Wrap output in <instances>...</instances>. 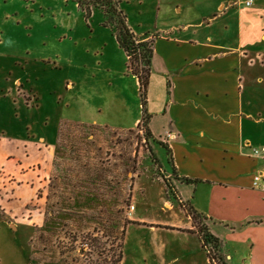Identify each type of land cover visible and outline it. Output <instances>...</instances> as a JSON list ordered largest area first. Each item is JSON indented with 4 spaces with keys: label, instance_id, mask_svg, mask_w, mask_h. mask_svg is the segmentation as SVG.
I'll return each instance as SVG.
<instances>
[{
    "label": "rangeland",
    "instance_id": "obj_1",
    "mask_svg": "<svg viewBox=\"0 0 264 264\" xmlns=\"http://www.w3.org/2000/svg\"><path fill=\"white\" fill-rule=\"evenodd\" d=\"M211 1L184 0L182 16ZM167 5L121 1L139 37L162 29ZM103 21L100 8L86 17L75 0H0V264L100 262L80 249L87 233L125 222L120 264H244L232 250L226 259V239L191 190L178 193L158 138L167 119L153 114L149 89L155 136L123 128L142 118L139 88ZM204 227L217 248L203 247Z\"/></svg>",
    "mask_w": 264,
    "mask_h": 264
},
{
    "label": "crops",
    "instance_id": "obj_2",
    "mask_svg": "<svg viewBox=\"0 0 264 264\" xmlns=\"http://www.w3.org/2000/svg\"><path fill=\"white\" fill-rule=\"evenodd\" d=\"M164 1L162 29L143 34L154 46L149 107L167 119L158 138L177 175L198 180L173 178L178 193L191 190L209 230L226 239V259L232 250L244 264H264V152L253 151L264 146V49L253 48L264 44V0H213L185 17L184 0Z\"/></svg>",
    "mask_w": 264,
    "mask_h": 264
},
{
    "label": "trees",
    "instance_id": "obj_3",
    "mask_svg": "<svg viewBox=\"0 0 264 264\" xmlns=\"http://www.w3.org/2000/svg\"><path fill=\"white\" fill-rule=\"evenodd\" d=\"M122 0H75L78 7L85 13L86 17L92 14L93 9L100 8L104 15L103 25L110 27L115 35L116 41L119 47L124 51L127 58V69L133 74L137 80L139 95L141 99L142 118L138 122L137 126H143L145 128L146 137L152 136V132L149 128L150 115L147 112V90L150 82L151 64L154 54L153 40L146 37H139L131 29L128 24L127 15L121 8ZM62 127V126H61ZM59 128V132L62 128ZM160 144L166 150L168 155V164L172 166L173 178L178 179L181 182L195 183L198 180L184 176H178L173 165V158L171 149L166 142H160ZM154 161L157 158L153 157ZM179 204L183 202L178 198ZM187 214L196 219L199 214L195 210L188 209ZM126 223V222H125ZM125 223L120 225L119 223L111 224L109 228H93V232L87 233L88 240L80 249L87 248V254L94 252L97 258L101 261L95 260L94 264H120L123 257V240L125 236ZM203 233H199L204 239L202 245L206 246L207 240L215 241V248L218 247V239L210 233L208 228H201ZM112 239V243L109 247L105 246V240ZM84 251V252H86ZM87 255V256H88Z\"/></svg>",
    "mask_w": 264,
    "mask_h": 264
},
{
    "label": "built area",
    "instance_id": "obj_4",
    "mask_svg": "<svg viewBox=\"0 0 264 264\" xmlns=\"http://www.w3.org/2000/svg\"><path fill=\"white\" fill-rule=\"evenodd\" d=\"M253 1L254 0H244L245 4L248 5V6L252 5ZM253 151H254L255 154H258L260 151L264 152V146L261 147L260 149L259 148H254ZM261 176L263 177V180H264V173H262Z\"/></svg>",
    "mask_w": 264,
    "mask_h": 264
}]
</instances>
